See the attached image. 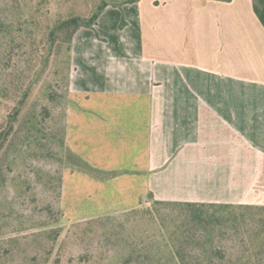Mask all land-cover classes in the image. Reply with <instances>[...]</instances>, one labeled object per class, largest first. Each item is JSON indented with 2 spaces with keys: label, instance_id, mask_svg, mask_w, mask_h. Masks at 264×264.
I'll return each instance as SVG.
<instances>
[{
  "label": "crops",
  "instance_id": "0c3cea01",
  "mask_svg": "<svg viewBox=\"0 0 264 264\" xmlns=\"http://www.w3.org/2000/svg\"><path fill=\"white\" fill-rule=\"evenodd\" d=\"M66 149L62 200L74 194L79 212L132 209L149 193L264 205L248 201L264 192V28L252 0L106 7L72 40ZM160 187L183 196L158 198Z\"/></svg>",
  "mask_w": 264,
  "mask_h": 264
},
{
  "label": "trees",
  "instance_id": "16d2710c",
  "mask_svg": "<svg viewBox=\"0 0 264 264\" xmlns=\"http://www.w3.org/2000/svg\"><path fill=\"white\" fill-rule=\"evenodd\" d=\"M76 1L0 0V221L11 219L15 206L33 217L27 228L11 221V231L0 232V264H113L101 240L103 225L114 223L121 227L111 235L117 264H264V205L161 201L149 193L135 208L59 226L73 37L93 28L106 7L138 0H100L85 12L75 9ZM252 5L264 28V0ZM30 61L33 71L23 79ZM50 67L40 99L46 103L28 109L35 83ZM43 162L53 163V171L39 168ZM136 215L139 227L147 220L155 232L127 228Z\"/></svg>",
  "mask_w": 264,
  "mask_h": 264
},
{
  "label": "rangeland",
  "instance_id": "374dc122",
  "mask_svg": "<svg viewBox=\"0 0 264 264\" xmlns=\"http://www.w3.org/2000/svg\"><path fill=\"white\" fill-rule=\"evenodd\" d=\"M119 1H122V0H119ZM94 3V4H93ZM100 3V0H77L75 3H74V7L77 11H88V9H90L91 7H94L96 5H98ZM93 4V5H92ZM68 10L67 6H63L61 9H60V12L61 13H66V11ZM31 63L32 61H30L28 64H25L23 66V70H24V77L23 79H28L32 73V69L30 68L31 66ZM33 67V66H32ZM51 67L49 69H47V71L45 73H43V75L38 78V81L37 83H35L34 85V91L32 93V96L30 97V101L27 102L26 104V107L29 109H34L35 111L38 110L40 108L41 105H44L46 103V101H42L40 99H43V97H45V94H46V87L47 85H49V82H50V76L48 75L49 72H51ZM249 93V92H248ZM241 95V93H239ZM45 99V98H44ZM206 101H214V96L212 94V91L211 92H208L207 91V96L205 97ZM254 106L253 110L255 109H259L261 108V106L256 103H259L261 101H251ZM256 104V105H255ZM47 105V104H46ZM250 108V107H249ZM248 108V109H249ZM252 108H250L251 112H252ZM242 109H244L243 111L245 112V109H246V106L245 104L243 105ZM249 110V111H250ZM206 112H211L210 108L209 107H206ZM61 112H58L57 115H60ZM65 160H66V163H67V160H69V156L66 152L65 154ZM55 165H53V163L51 164L50 162H43L42 164H39V168H43V169H51V171H53ZM255 176H256V171L254 172ZM263 174H264V171H263ZM264 176V175H263ZM263 182H264V179H263ZM167 190L164 189V187H160L158 188L157 192L155 193V196L158 197V198H171V197H182L183 195L180 193H172V192H166ZM9 195L12 194V190L9 189L8 192H7ZM38 193V200H43L44 198V194L45 193H42L41 192V188L39 189V192L37 191ZM71 192H67L66 195L64 196L63 200H62V209H63V212H64V215L63 217L61 218L60 220V223H59V226H61L64 230H66L71 223L73 222H76V221H80V220H86V219H90V218H94V217H97V216H103L105 215V212L103 213H100V214H96V215H92L93 212H79V210H82L85 206L84 204L81 202V201H74L73 200V197H74V194H70ZM46 195V194H45ZM4 197L7 196V194H3ZM207 197H213V195H207ZM147 196H145L144 199H146ZM248 201L249 202H252V203H259V202H262L264 203V192L262 194H258V193H252L249 195L248 197ZM89 208L93 207V206H96L97 203H95L94 201H91V202H87L86 204ZM86 206V207H87ZM137 207V206H136ZM18 206H15L13 209V212H12V218L11 219H7L5 220V223H1L0 221V232L1 233H6V232H9L11 231V229L13 228L10 223L11 221H15L13 222L14 224L18 221H20L23 225L24 228H27V225L26 224V219H32L33 217L30 216L31 213L27 212V211H24L23 214H20L18 213ZM128 210V209H126ZM7 212H10V210H6ZM124 210H120V211H116V212H111V213H117V212H122ZM109 213V214H111ZM89 215V216H84V215ZM91 214V215H90ZM13 218L17 219V220H13ZM109 224L108 226L106 225H103L102 227V233L104 234V236L102 237V240H101V243H102V246L105 248L107 247L106 249L110 252L109 255H112V257H110V260H112V263L113 264H117L118 263V253H116V250H118L119 248H115L113 252H111V244L115 242V238L113 236H111L114 232V230H120V226L117 225L116 223H114L113 225ZM128 225L129 226H126L127 228L130 229V226H138V217L137 215L136 216H132V217H129L128 218ZM113 227H115L113 229ZM139 229L141 231H144L146 232L147 234H152L153 232H155L156 229H154L153 225L150 224L149 221L146 220V222L143 224H140V227ZM115 230V231H116ZM129 231V230H128ZM115 233V232H114ZM105 235H106V238H105ZM69 246V245H68ZM71 249L72 250H76L78 249V246H74L72 245L71 246ZM27 250V248H26ZM31 252V251H30ZM30 252H27V253H30ZM115 254V255H114ZM117 255V256H116ZM116 256V257H114Z\"/></svg>",
  "mask_w": 264,
  "mask_h": 264
}]
</instances>
